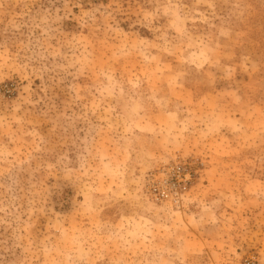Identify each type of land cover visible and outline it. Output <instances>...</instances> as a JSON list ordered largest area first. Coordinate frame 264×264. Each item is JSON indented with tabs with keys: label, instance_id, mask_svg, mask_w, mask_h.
Wrapping results in <instances>:
<instances>
[{
	"label": "rangeland",
	"instance_id": "rangeland-1",
	"mask_svg": "<svg viewBox=\"0 0 264 264\" xmlns=\"http://www.w3.org/2000/svg\"><path fill=\"white\" fill-rule=\"evenodd\" d=\"M0 264H264V0H0Z\"/></svg>",
	"mask_w": 264,
	"mask_h": 264
}]
</instances>
